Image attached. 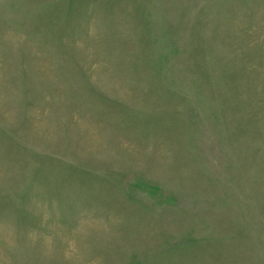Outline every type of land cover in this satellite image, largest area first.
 <instances>
[{
	"label": "rangeland",
	"instance_id": "374dc122",
	"mask_svg": "<svg viewBox=\"0 0 264 264\" xmlns=\"http://www.w3.org/2000/svg\"><path fill=\"white\" fill-rule=\"evenodd\" d=\"M0 264H264V0H0Z\"/></svg>",
	"mask_w": 264,
	"mask_h": 264
}]
</instances>
